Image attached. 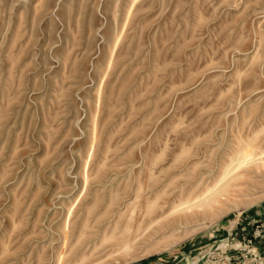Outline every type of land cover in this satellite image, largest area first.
Returning a JSON list of instances; mask_svg holds the SVG:
<instances>
[{"label": "rangeland", "instance_id": "1", "mask_svg": "<svg viewBox=\"0 0 264 264\" xmlns=\"http://www.w3.org/2000/svg\"><path fill=\"white\" fill-rule=\"evenodd\" d=\"M263 221L264 0H0V264H261Z\"/></svg>", "mask_w": 264, "mask_h": 264}, {"label": "built area", "instance_id": "2", "mask_svg": "<svg viewBox=\"0 0 264 264\" xmlns=\"http://www.w3.org/2000/svg\"><path fill=\"white\" fill-rule=\"evenodd\" d=\"M258 226H260V228H261V230H259V231H263V234L262 235H264V221H263V224L262 225H257V227ZM263 229V230H262ZM251 242V241H250ZM261 264H264V256L261 258Z\"/></svg>", "mask_w": 264, "mask_h": 264}, {"label": "bare ground", "instance_id": "3", "mask_svg": "<svg viewBox=\"0 0 264 264\" xmlns=\"http://www.w3.org/2000/svg\"><path fill=\"white\" fill-rule=\"evenodd\" d=\"M252 158V157H251Z\"/></svg>", "mask_w": 264, "mask_h": 264}]
</instances>
